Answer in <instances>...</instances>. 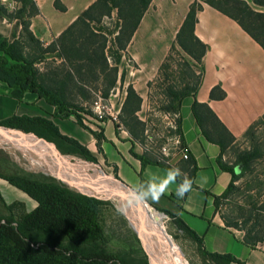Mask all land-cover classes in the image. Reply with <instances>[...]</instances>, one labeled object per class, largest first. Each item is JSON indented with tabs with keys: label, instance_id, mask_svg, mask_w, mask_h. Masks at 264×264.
Returning <instances> with one entry per match:
<instances>
[{
	"label": "crops",
	"instance_id": "0c3cea01",
	"mask_svg": "<svg viewBox=\"0 0 264 264\" xmlns=\"http://www.w3.org/2000/svg\"><path fill=\"white\" fill-rule=\"evenodd\" d=\"M30 1L36 13L28 18V5L19 0H0L4 11V14L0 12V41L21 40L22 20H28L33 37L47 47L96 0H58L64 9L57 8L55 0ZM195 1L199 8L194 34L206 49L200 62L192 59L199 67V81L193 92L181 99L178 109L182 141L193 160L194 169H187L185 161H180L178 167L193 180V187L183 199H178L175 195L177 181L158 201H144L152 208L166 211L173 220L181 221L202 240L204 250L231 256L234 260L228 264H264V242H258L256 246L246 244L244 232L225 226L215 206L216 198H220L229 186L232 173L221 168L218 160L227 164L225 151L219 143L205 137L192 110L195 102L206 105L229 132L233 142L237 141L264 114V48L236 20L209 5L208 0H150L131 39L121 50L124 55L120 56L118 63L127 67L126 54L134 61L135 69H130L129 74L142 82L140 92L136 91L142 97L149 80L157 75L168 48L175 43L180 26ZM48 54H53L56 63H64L58 51ZM109 61L108 57L110 66ZM121 91L125 93L124 89ZM116 96L117 93L109 99L119 111L123 100L121 97L115 99ZM199 111L200 115L204 114V109ZM78 114L85 116L83 111ZM12 117L41 118L51 123L60 135L84 146L94 157V163L103 166L108 174L133 193L153 176L164 178L169 169L153 162L152 156L142 154L134 146L130 133L109 117L98 121L91 115V119L81 120V124L73 115L64 117L58 114L56 108L37 93L25 91L21 98H17L12 89L0 81V123ZM19 124L18 127L5 128L40 137L52 143L60 153L53 141L41 137V133L49 134V131L45 133L43 125ZM140 155L146 160L144 164L138 158ZM0 197L7 205L15 202L24 212H30L36 206V201L2 178Z\"/></svg>",
	"mask_w": 264,
	"mask_h": 264
},
{
	"label": "trees",
	"instance_id": "16d2710c",
	"mask_svg": "<svg viewBox=\"0 0 264 264\" xmlns=\"http://www.w3.org/2000/svg\"><path fill=\"white\" fill-rule=\"evenodd\" d=\"M19 1L29 6L28 18L36 13L30 0ZM250 1L257 6L264 7V0ZM149 2L150 0H96L66 28L55 42L46 47V52L58 51L59 55L64 58V62L70 64V69L66 74L74 84L78 81L81 83L97 81L99 74L106 71L113 77L112 84H114L117 68L110 67L107 62L106 33L93 27V24H99L103 17H110L114 9L117 14L116 18L121 23L115 40L118 48L123 50L136 30L140 18L147 10ZM206 2L236 20L264 48V12L253 10L246 0H208ZM54 4L57 8L64 9L58 0H55ZM198 8L199 4L196 1L192 3L176 35L177 45L196 62H200L206 49L202 41L194 34ZM0 12L4 14L1 7ZM16 14L19 15V13ZM22 26L21 40L10 43L0 41V81L5 82L17 98H21L25 91L37 93L53 105L58 114L64 117L73 115L79 123L83 124L78 112L84 109L67 101L61 90L49 85V81L52 80L47 77V73H39L38 69L25 58L23 51L26 40L35 41L38 45L41 43L33 37L29 30L28 20H22ZM123 27L127 28L126 32L123 31ZM260 27L263 31L262 38L252 31ZM121 34H125V38L121 39ZM198 81L199 77L192 86L185 85L181 89L173 85L167 86L164 91L168 100L166 110L178 115L181 99L193 92ZM107 94L108 91H105L104 97ZM130 96H133V101L137 102L133 108L130 106ZM140 101V97L134 94L133 89L128 88L127 100L121 111L133 113L139 107ZM199 108L204 109L203 115L199 114ZM192 110L200 126L203 127L205 137L219 143L224 152L227 145L234 141L226 128L206 105L195 102ZM88 114L91 115V112ZM131 120L133 124L129 122L131 129L128 132L133 140H137L144 130V123L136 117H131ZM21 122L43 125L45 133L49 131V134L41 133V137L53 141L62 155L70 154L83 158L85 161L95 162L94 157L84 146L73 139L63 137L51 123L41 118L12 117L1 122L0 127H18ZM205 122L208 123L206 127ZM176 125V133L181 136L179 116L176 118ZM251 130L250 127L245 135L251 134ZM100 136L101 133L97 135V138ZM262 156L263 152L259 147H250L237 151L231 165L222 164L218 160L222 169L232 173V179L224 194L216 198V207L218 201L232 194L235 179L251 172L253 162ZM3 157L6 156L0 154V160ZM138 158L143 164L146 162L142 155ZM153 162L158 164L154 159ZM185 163L187 169L190 168L191 171L194 169V163L190 157ZM0 178L16 186L36 201L33 210L24 212L15 202L7 205L0 197L2 208L0 210V264H149L145 256L140 254L130 256L129 252L109 248V240L98 220L100 206L103 203L100 199L69 190L54 180L39 179L30 174L0 172ZM256 197L258 199L255 198L251 203L256 214L254 223H251L252 209L248 212L243 226L222 216L226 223L225 226L239 227L244 232V242L251 246H256L261 241L264 242V196L261 199L260 194H256ZM18 210L21 212L19 215H17ZM160 211L168 215L166 211ZM174 223L194 240L197 244V252L202 259L206 256L215 264H228L234 260L229 255H218L204 250L201 246L202 240L193 231L179 220H174Z\"/></svg>",
	"mask_w": 264,
	"mask_h": 264
},
{
	"label": "rangeland",
	"instance_id": "374dc122",
	"mask_svg": "<svg viewBox=\"0 0 264 264\" xmlns=\"http://www.w3.org/2000/svg\"><path fill=\"white\" fill-rule=\"evenodd\" d=\"M247 1L253 10L259 12L264 11L262 10L264 9L262 6H257L250 0ZM116 16V11L113 9L110 17H103L99 24H93V27L106 33V53L110 60V67L115 66L117 68L114 84H112L113 77H111L108 71L100 73L97 81H90L89 83H81L78 81L75 84L72 83V81L67 78L66 74L68 71L67 69H70V64H66V62L63 63V61L62 63H56L53 54H48L46 52V47L38 45L35 41L26 40L23 53L25 58L38 69L39 73H47V77H50L52 80L49 81L51 87H57L58 90L64 93L67 101L73 102L84 109L83 113H85V116H80L82 121L87 118L91 119L89 116H91L92 113L88 115V112H91L90 107L95 97L94 94L98 92L104 97L105 91H108L107 96L104 98L111 99L112 95L117 93L115 99L118 98L119 100L121 97L123 100L117 118L118 126L122 125V128L128 131L131 129V124H133L131 117H136L144 123V130L147 129L149 131L154 128L155 131L159 132L164 130L169 115L173 113L172 111L166 110L168 100L165 97V88L170 85L178 89H181L185 85L192 86L197 77H199V67L192 61L189 55L180 49L175 41V43L171 44L168 48L157 75L149 80L146 85L145 94L140 97L137 92H140V85L142 82L140 80H134V77L129 74L130 69H135L134 61L129 54H126V59L128 60V62H126L127 67L125 68L123 63L120 65L118 63L120 56L124 55V53L118 48L117 41L115 40L120 31L119 26L121 25ZM123 29L124 32L127 31V28L123 27ZM252 31L262 38L261 35L263 31L261 27L254 28ZM124 35L121 34L120 38H125ZM118 66L121 69L119 73ZM71 68L73 72H75L74 68ZM132 85L135 89H133ZM128 88L133 89L134 94L141 99L139 107L137 110L133 111V113L130 111H121L127 100ZM122 89H124L125 93L121 91ZM130 101V106L132 108L137 105V102L133 101V96H130ZM251 129V134H243L237 141L227 145L224 159L227 164L229 163L228 165H231L237 151L250 147H259L263 152V156L253 162L251 172L243 177L241 176L235 179L232 194L218 201L217 205V209L221 216L227 217L232 222H237L240 226H243L250 209H252L251 223H254L256 214L254 206L251 205V203L255 198L258 199L256 194H260V198L264 196V115L254 122ZM144 130L141 133V137L138 138L139 140L142 139ZM0 154L6 156L0 160V172L30 174L39 179L45 178L54 180L56 183L61 184V186L69 190L83 193L85 196L90 195L95 198L97 197V199L103 201L100 206L98 220L109 240V248L129 252L130 256H137L140 254L146 257L149 264H157L154 259L156 256L159 258L160 254L162 255L163 253L157 250L156 254L154 253L155 250L152 248L155 245H153L152 248L149 247V242H146L144 236L137 229V225H134L129 220L125 212L126 208L130 209L129 207L136 210V207L134 208V205H132L134 200L129 198L133 196L131 194L133 193L132 191H130L131 195L127 191L124 192L123 198L120 194L113 195L111 193L112 190L108 191L110 195L115 197L114 199L106 198L99 194L83 192V190L80 189H84V191L89 189H85L82 186L75 174L74 167L79 163H84L85 159L73 155L61 154L60 156L55 154L51 149L42 148L39 145L35 146L27 139L18 138L16 135H0ZM92 164L93 165L89 164L88 166V171L90 173H94L91 166L97 170L103 171V174L114 183L113 187L116 189L118 187L117 191H125L123 187H120L116 179H114L115 177L108 174L103 166L100 167L96 163ZM102 180V176L97 174L91 175V178H88V181L92 183H95V181L102 182ZM115 188L113 190H115ZM124 207L126 208L124 209ZM148 209L153 214L164 213L150 207V205H148ZM0 210H2L1 206ZM18 211L17 215L21 213L20 210ZM164 214L165 215L162 214V218L156 221L162 228L163 235L166 236L167 242L170 243V247L167 246L168 248H164V252L166 256H169L171 264H215L206 256L202 259L197 252L198 248L194 240L174 223L173 218L169 217L166 213ZM149 220L142 221L147 228L150 227ZM148 230L145 231L144 234L149 237L150 242H153L152 234ZM154 255L155 258H153ZM179 257L181 261L178 260ZM159 263L162 264L161 262Z\"/></svg>",
	"mask_w": 264,
	"mask_h": 264
},
{
	"label": "built area",
	"instance_id": "2783aa9c",
	"mask_svg": "<svg viewBox=\"0 0 264 264\" xmlns=\"http://www.w3.org/2000/svg\"><path fill=\"white\" fill-rule=\"evenodd\" d=\"M94 95L95 97L90 107L93 117L98 121H102L106 117H109V119L118 123L117 118L119 111L114 109V105L110 102V99L104 98L98 92ZM177 117L178 115L176 113L169 115L164 130L159 132L155 131L154 128L149 131L147 129L144 130L142 139H132L134 146H136L142 154L152 156L153 159L160 165H164L169 168H179L178 163L180 161H186L189 158V151L184 145L181 136L176 133ZM120 127H122V125H120ZM58 155L61 156V153H58ZM88 162L84 160L85 164L93 165L92 163H94ZM117 182L118 184L120 183L119 181ZM142 203H144L147 207L149 205L144 200H142ZM162 214L165 215L164 213Z\"/></svg>",
	"mask_w": 264,
	"mask_h": 264
},
{
	"label": "bare ground",
	"instance_id": "6f19581e",
	"mask_svg": "<svg viewBox=\"0 0 264 264\" xmlns=\"http://www.w3.org/2000/svg\"><path fill=\"white\" fill-rule=\"evenodd\" d=\"M12 136H15V135H12ZM15 139H16V137H15ZM27 140L30 141L31 143H33V145H35V146L39 145L40 147H42V145H40V143L35 141L34 139L33 140L32 139H27ZM88 166H89V164L79 163L76 167H74L75 174H76L78 180L80 181V183L82 184V186L85 189H87V188L89 189V190H86V191H84V189H80V190H83V192H86V193L99 194V195L105 196L106 198L114 199L115 197L110 195V193L108 192V191H111V190L113 191V189L115 188V187H113L114 183L111 181V179L107 178V176L105 174H103L104 173L103 171L97 170L93 166H91L93 168V170H94V173L97 174V175H101L103 180H102V182L95 181V183H92V182L88 181V178H91V175H95L94 173H90L88 171V169H89ZM95 189H97V190H95ZM117 189H118V187H117ZM117 189L115 188L116 191H117ZM123 193L124 192H120L119 191V194L122 195V198L124 197ZM120 195H118V196H120ZM129 198H132L134 200L132 205H134V208L136 207V210L135 209H131V207H129L130 209L124 207V209L126 208L125 212L127 213L129 220L134 225H137V229L144 236V238L146 239V242H149L148 243L149 247L152 248L153 245H155L152 248L153 250H155L154 251L155 254H156L157 251H160V252L163 253L162 255L160 254L159 258H157V256L155 258V255L153 256V258H155L154 259L155 262L157 264H160L159 262H161L162 264H171L169 256L168 255L166 256V253L164 252V248L170 247V243L167 242V238H166L165 235H163L162 228L160 227L159 223L157 222L159 218L163 217L162 213H154L153 214V213H151L149 211L148 207L144 203L140 202L137 198H135L134 196H130ZM120 200H122V199H120ZM124 202H126V201H124ZM149 218H150V220H149ZM147 219L149 220L148 221L149 225H150L149 228H147L142 223V221H145ZM147 230L152 234L151 236L153 238V242H150L149 237H147L144 234V232L147 231ZM178 260L181 261L180 257L178 258Z\"/></svg>",
	"mask_w": 264,
	"mask_h": 264
},
{
	"label": "clouds",
	"instance_id": "9594fccd",
	"mask_svg": "<svg viewBox=\"0 0 264 264\" xmlns=\"http://www.w3.org/2000/svg\"><path fill=\"white\" fill-rule=\"evenodd\" d=\"M178 179L179 184L175 190V195L178 199H183L192 190L194 182L180 168H169L164 178L151 177L148 181L135 188L134 194L142 200L151 199L158 201L169 191L170 185L176 183Z\"/></svg>",
	"mask_w": 264,
	"mask_h": 264
},
{
	"label": "water",
	"instance_id": "95a60500",
	"mask_svg": "<svg viewBox=\"0 0 264 264\" xmlns=\"http://www.w3.org/2000/svg\"><path fill=\"white\" fill-rule=\"evenodd\" d=\"M0 135L1 136L16 135V136H18V138H21V139H32V140L34 139L35 141H38L40 143V145H42L43 148L51 149L56 154L59 153L57 148L52 143L47 142V141H45V140H43L40 137H37L35 135L23 133L21 131H18L17 129H9V128H5V127H0ZM119 184L121 185V187H123L125 189V191H120V192H126L127 191V192H129V194L131 193L129 191V189L125 185H123V183H119ZM111 193L113 195H117V194H119V191L113 190ZM131 194L133 196L135 195L134 193H131ZM135 198H137L140 202H142V199H140L136 195H135Z\"/></svg>",
	"mask_w": 264,
	"mask_h": 264
}]
</instances>
